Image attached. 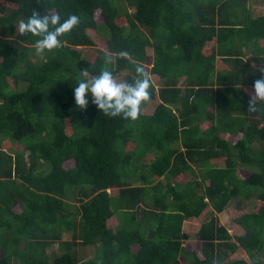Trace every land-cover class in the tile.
<instances>
[{
	"label": "trees",
	"instance_id": "trees-1",
	"mask_svg": "<svg viewBox=\"0 0 264 264\" xmlns=\"http://www.w3.org/2000/svg\"><path fill=\"white\" fill-rule=\"evenodd\" d=\"M253 3L264 7L0 0V264H180L182 256L191 264H264V104L248 112L264 68V14L255 15ZM34 10L75 14L79 23L58 48L37 55L36 37L17 31ZM138 64L151 81L138 119L106 116L91 101L75 105L80 79L106 69L133 82ZM240 167L251 169L245 179ZM229 209L240 234L220 221ZM186 221L195 234L185 232ZM55 243L64 252L50 259ZM240 250L250 262L236 257Z\"/></svg>",
	"mask_w": 264,
	"mask_h": 264
},
{
	"label": "clouds",
	"instance_id": "clouds-1",
	"mask_svg": "<svg viewBox=\"0 0 264 264\" xmlns=\"http://www.w3.org/2000/svg\"><path fill=\"white\" fill-rule=\"evenodd\" d=\"M79 23L75 14L62 19L59 14H43L33 11L26 20L18 25L20 35L36 37L34 50L37 55H43L58 48L62 37L69 33ZM121 56H128L122 52ZM137 79L117 81L113 73L102 69L90 79H80L73 88L75 105L85 109L91 101L106 116L122 117L136 120L139 117L141 105L150 96L151 81L148 72L141 65H136ZM262 75L253 82V90L248 99V112H257L264 104V68L260 69Z\"/></svg>",
	"mask_w": 264,
	"mask_h": 264
},
{
	"label": "rangeland",
	"instance_id": "rangeland-1",
	"mask_svg": "<svg viewBox=\"0 0 264 264\" xmlns=\"http://www.w3.org/2000/svg\"><path fill=\"white\" fill-rule=\"evenodd\" d=\"M252 9H253V13L255 15H263L264 14V7L262 6H258L256 4H252ZM12 6L9 7V10L8 12L11 10ZM100 23V20L97 19ZM92 30V29H91ZM17 31H18V28H17ZM93 32H90L91 33V37L93 38V40L95 41L96 43V46L98 48H102V49H106V43H105V39L102 37L103 35H100V33L96 32L95 30H92ZM214 45V43L212 42L211 44H209L208 46H206V49L207 50H210L212 48V46ZM84 51V54H85V57L89 60L91 58L92 55H90L92 52L91 50H85L82 49ZM151 52V50H150ZM90 56V58H89ZM124 76L125 74H121L120 76H118L116 79L117 81H121V80H124ZM151 79L153 80V82L155 83L156 87L159 88L160 85V78L158 77H154L152 76ZM22 89H25L26 88V85H23L21 87ZM251 90V89H249ZM252 91H250L251 93ZM146 109V112H152L154 109H155V101H151L149 102V105L147 107H145ZM154 157V155H149V157L146 158V161H149L150 159H152ZM251 173V169L249 168H246V167H240L238 169V174H239V177H241L242 179H245L249 174ZM190 178V177H189ZM193 179V178H192ZM134 183V182H133ZM134 184H137V183H134ZM112 194L115 192L113 191V189L111 190ZM71 201V200H70ZM15 206H16V202H15ZM256 207H255V204L252 205L251 207L248 208V211H253L255 210ZM220 217V221L223 225L227 226V228L231 231V232H234V234H240L242 233V229L240 228H236L233 224H232V214H231V210L229 209L228 211L222 213L221 215H219ZM196 225H198L196 223ZM119 226V222H118V219H117V222H115L114 224V229H116L117 227ZM198 228V227H197ZM196 227H193V225L190 223V222H187L185 224V232L189 233L190 235H193L196 233V230H197ZM233 234V235H234ZM72 239V233H66L65 236H64V241H68V240H71ZM191 240L194 241L196 240V237L195 235L191 237ZM90 248V249H89ZM87 248L86 250V253L89 257H93L95 255V249L94 247H89ZM64 252L62 246L59 244V243H55V244H52L48 247V255H49V258L50 259H53L56 255H60ZM237 258H241V259H248V256L242 251L240 250L237 255H236ZM180 261L181 263L180 264H191V262H188L186 258H184L183 256L180 258ZM248 262H250V260L248 259Z\"/></svg>",
	"mask_w": 264,
	"mask_h": 264
},
{
	"label": "crops",
	"instance_id": "crops-1",
	"mask_svg": "<svg viewBox=\"0 0 264 264\" xmlns=\"http://www.w3.org/2000/svg\"><path fill=\"white\" fill-rule=\"evenodd\" d=\"M85 50H90V49H89V48H85ZM148 52H149V55L152 54V51L150 52V50H149ZM86 59H87V58H86ZM218 61H219V60H218ZM218 68H222V63H220V62L218 63ZM156 77H158V76H156ZM158 78H159V77H158ZM159 88H160V87H159ZM159 88H157V90H158ZM158 103H160V99H159V98H157V99L155 100V107L157 106ZM148 105H149V104H148ZM148 105H147V106H148ZM147 106H145V107H147ZM145 107L143 108V111H144V112H146V110H147ZM145 109H146V110H145ZM153 111H154V110H153ZM153 111H152V112H153ZM152 112H146V113H147V114H150V113H152ZM221 135L224 136V137H227V138L229 137V135H225V134H221ZM12 146H13V147H12L13 150H15L16 148H19L17 145H12ZM11 152H12V150H11ZM13 180H14V179H13ZM14 181L16 182V180H14ZM11 189H12V188H11ZM12 190H13V189H12ZM115 192H116V191H115ZM251 205H252V202H250V206H251ZM250 206H249V207H250ZM116 222H117V220H116ZM187 222H188V221H186L185 224H186ZM232 224L234 225L233 222H232ZM234 226H235L236 228H239V227H237L236 225H234ZM184 227H185V226H184ZM194 227H195V226H194ZM226 227H227V226H226ZM197 229H198V228H197ZM196 231H197V230H196Z\"/></svg>",
	"mask_w": 264,
	"mask_h": 264
}]
</instances>
